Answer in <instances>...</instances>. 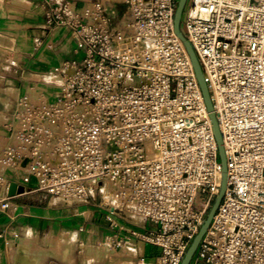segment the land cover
I'll return each instance as SVG.
<instances>
[{
    "label": "built area",
    "instance_id": "1",
    "mask_svg": "<svg viewBox=\"0 0 264 264\" xmlns=\"http://www.w3.org/2000/svg\"><path fill=\"white\" fill-rule=\"evenodd\" d=\"M48 6L81 63L58 70L47 103L19 100L1 162L65 204L114 222L151 221L158 264H181L220 195L223 167L203 93L176 35L179 0H126L112 26L102 3ZM182 32L201 65L222 134L224 198L191 264H264V0H188ZM106 186L112 188L108 195ZM10 207L0 199V213Z\"/></svg>",
    "mask_w": 264,
    "mask_h": 264
},
{
    "label": "crops",
    "instance_id": "2",
    "mask_svg": "<svg viewBox=\"0 0 264 264\" xmlns=\"http://www.w3.org/2000/svg\"><path fill=\"white\" fill-rule=\"evenodd\" d=\"M47 1L55 5L70 2L79 12L102 3L114 27L122 25L128 11L125 0H0V37L3 44L14 43V49L0 44V96L12 103L6 108L0 102V114L11 119L9 124L22 94L35 82L30 76L58 74L64 64L84 59L71 32L48 25ZM0 130L5 139L2 152L10 139L8 126L0 123ZM11 183L18 184L14 196L8 194ZM4 198L10 207L0 213V248L9 240L19 243L28 239L32 246L37 239L46 250L54 244L61 248L60 257L46 254L43 264H158L161 250L144 239L155 225L127 212L110 222L101 208L100 194H94L89 203L67 205L37 190L33 179L27 182L23 173L7 168L0 173V199Z\"/></svg>",
    "mask_w": 264,
    "mask_h": 264
},
{
    "label": "rangeland",
    "instance_id": "3",
    "mask_svg": "<svg viewBox=\"0 0 264 264\" xmlns=\"http://www.w3.org/2000/svg\"><path fill=\"white\" fill-rule=\"evenodd\" d=\"M187 5H188V3H187ZM187 5H186V8H187ZM0 44L4 45L5 47H9L11 49H14L13 41H11L8 45H6L5 42L3 44V40L0 37ZM12 53H13V51H10V54H12ZM29 79H32L35 82H33L30 85V87H29V85L27 86L28 87V93L22 94L21 98L26 97V99H28V101H38L41 99L46 101V100H51L52 98H54L57 95L58 88L56 87L55 84L59 81L58 74L52 73V74L44 75L43 77L30 76ZM10 120L11 119H9V117L8 118L7 117L1 118V116H0V123L1 124H5L6 126H9ZM0 131L2 132V130H0ZM3 143L5 144V139L0 134V152L2 150V145H4ZM0 166H1L0 167V173L3 170L8 168L7 165L2 163L1 161H0ZM104 191L109 192V187L106 186V188H104ZM109 193H111V192H109ZM99 194L100 193L98 192L97 196ZM29 241L30 240L27 239V240H23L20 242H22L23 244H29L31 246V243ZM15 244H16L15 240H9L7 245L0 248V264H19L23 260L24 261L20 264H23L24 262L26 264H36V263L43 264L44 263V261H43L44 256L46 254H52L53 253V254L57 255L58 257H60L59 255L61 252V248H59L56 244L52 245L49 248V250H46V248L44 247L45 245L41 244L40 240L35 239V240H33V244L29 249L17 251L14 253V252H12V249L16 248L14 246ZM30 250H32V251L30 252ZM65 252H67V251H65ZM20 257H22V258H20ZM17 260H20V262L19 261L17 262Z\"/></svg>",
    "mask_w": 264,
    "mask_h": 264
},
{
    "label": "water",
    "instance_id": "4",
    "mask_svg": "<svg viewBox=\"0 0 264 264\" xmlns=\"http://www.w3.org/2000/svg\"><path fill=\"white\" fill-rule=\"evenodd\" d=\"M188 3V0H179V4H178V8L175 14V21H174V28H175V33L176 35L181 39V41L184 43L188 54L191 58L193 67L195 69V73L198 79V82L200 84L202 93H203V97L205 100V104L207 106L208 112H209V116L212 122V126H213V131H214V135L215 138L217 140V144H218V148H219V156H220V160H221V164L223 167V183H222V190L220 195L217 197L211 211L209 212L205 223L203 224V226L201 227L199 233L196 235L195 239L193 240L190 248L187 251V254L183 260V262L181 264H191V261L203 239V237L205 236L208 228L210 227L212 220L224 198V195L226 193L227 190V180H228V171H227V163H226V153H225V147H224V143H223V139H222V134L220 131V127L217 121V117H216V113H215V109H214V105L211 99V95L209 92V88L207 86L201 65L199 63V60L195 54V51L192 47V45L190 44V42L188 41V39H186V37L184 36L183 32H182V21H183V17H184V12H185V8L186 5ZM18 192V184L17 183H11L9 186V196H14L16 195V193Z\"/></svg>",
    "mask_w": 264,
    "mask_h": 264
},
{
    "label": "bare ground",
    "instance_id": "5",
    "mask_svg": "<svg viewBox=\"0 0 264 264\" xmlns=\"http://www.w3.org/2000/svg\"><path fill=\"white\" fill-rule=\"evenodd\" d=\"M35 77V76H34ZM5 91V90H4ZM8 92V91H7ZM9 93V92H8ZM38 93V92H37ZM11 94H9V96H10ZM11 97V96H10ZM14 100V99H13ZM0 102L6 107V108H9V107H11V105H12V103H11V100L9 99V98H7V97H2V96H0ZM0 116H1V118H4L5 117V115H3V114H0ZM8 118V117H7ZM2 166V165H1ZM0 166V167H1ZM109 187V192H111L112 191V188L110 187V186H108ZM105 192H107V191H105ZM109 192H107V194L109 195L110 193ZM23 241V240H22ZM51 242V241H50ZM59 244V243H58ZM61 244V243H60ZM59 244V245H60ZM16 248L15 249H12V252H17V251H22V250H25V249H29L31 246L29 245V244H23L22 242H20V243H16L15 245H14ZM32 250H30V252H31ZM20 258H22V257H20ZM19 259V258H18ZM22 260V259H21ZM20 262V260H17V262ZM24 261V260H23ZM22 261V262H23ZM44 261V260H43ZM16 262V263H17ZM22 262H20V263H22ZM19 263V264H20ZM23 264H26L25 262L23 263ZM36 264H39V263H36Z\"/></svg>",
    "mask_w": 264,
    "mask_h": 264
}]
</instances>
